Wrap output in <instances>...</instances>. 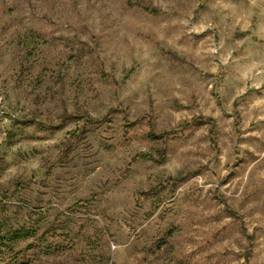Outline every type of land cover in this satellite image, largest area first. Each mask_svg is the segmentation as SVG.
<instances>
[{"label": "rangeland", "instance_id": "obj_1", "mask_svg": "<svg viewBox=\"0 0 264 264\" xmlns=\"http://www.w3.org/2000/svg\"><path fill=\"white\" fill-rule=\"evenodd\" d=\"M0 264H264V0H0Z\"/></svg>", "mask_w": 264, "mask_h": 264}]
</instances>
